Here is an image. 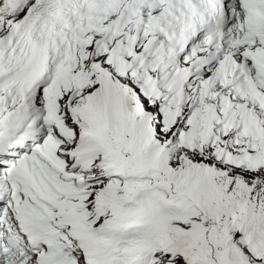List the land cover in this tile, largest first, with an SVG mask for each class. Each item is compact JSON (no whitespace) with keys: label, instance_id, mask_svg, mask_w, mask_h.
<instances>
[{"label":"snow or ice","instance_id":"6c2138e0","mask_svg":"<svg viewBox=\"0 0 264 264\" xmlns=\"http://www.w3.org/2000/svg\"><path fill=\"white\" fill-rule=\"evenodd\" d=\"M0 264H264V0H0Z\"/></svg>","mask_w":264,"mask_h":264}]
</instances>
